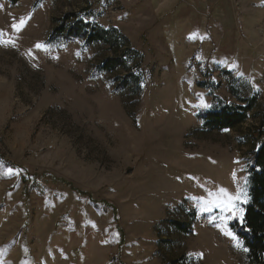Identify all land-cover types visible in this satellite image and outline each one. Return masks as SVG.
Wrapping results in <instances>:
<instances>
[{"label":"rangeland","instance_id":"374dc122","mask_svg":"<svg viewBox=\"0 0 264 264\" xmlns=\"http://www.w3.org/2000/svg\"><path fill=\"white\" fill-rule=\"evenodd\" d=\"M83 21L109 38L66 39ZM0 32V264H252L231 223L264 132V0H0Z\"/></svg>","mask_w":264,"mask_h":264},{"label":"trees","instance_id":"16d2710c","mask_svg":"<svg viewBox=\"0 0 264 264\" xmlns=\"http://www.w3.org/2000/svg\"><path fill=\"white\" fill-rule=\"evenodd\" d=\"M21 0H10L12 4H17ZM64 31L61 28L60 31ZM63 33V32H62ZM61 33V34H62ZM58 35L57 33H55ZM65 36V34H62ZM110 33L100 27L95 26L91 22H81L68 32L65 36L68 40L86 39L87 43L102 41L109 38ZM61 36V35H60ZM53 41V37L51 42ZM122 61L118 59L106 60L100 70L112 71L118 68ZM245 106L221 105L213 110H208L202 114L204 126L209 130L225 131L234 129L245 123L249 119L250 113L256 107V100L245 101ZM264 125V113L261 120ZM264 132L262 128L258 129L253 135L255 150L248 153L245 157L247 163L246 171L249 181V198L250 202L245 205V213L242 221L236 219L231 223L232 230L243 241L245 247L249 251V260L252 264H264ZM25 183L24 197L30 198L33 191L43 194L46 189L45 177L32 176L24 174L22 177ZM80 196H87L81 191L73 190ZM88 200L94 205H99L100 202L88 196ZM106 206L107 205L105 203ZM111 207V206H110ZM182 231H187L181 224H176Z\"/></svg>","mask_w":264,"mask_h":264},{"label":"snow or ice","instance_id":"6c2138e0","mask_svg":"<svg viewBox=\"0 0 264 264\" xmlns=\"http://www.w3.org/2000/svg\"><path fill=\"white\" fill-rule=\"evenodd\" d=\"M25 23H26V21H25L24 19H20L19 22H18V24H13L12 27H13V28H16V30L19 31L20 28H21ZM2 35H3V33L0 32V36H2ZM35 47H36V48H39V49H43L45 46L42 45V44H39V43H38ZM203 106L207 107L208 105L205 104V105H203ZM12 171H13V170H12L11 168L8 169V173H9V174H11ZM221 192H223L228 198H227L226 201H221L217 206L222 207L223 210H225V211L233 212V209L235 208V205L232 203L233 197L228 196V194L226 193V191L223 190V189H221ZM241 214H242V210H241ZM229 235H231V234L229 233ZM233 239H235V237H233ZM245 250H246V249H245Z\"/></svg>","mask_w":264,"mask_h":264}]
</instances>
